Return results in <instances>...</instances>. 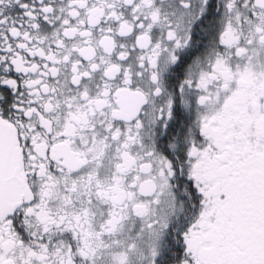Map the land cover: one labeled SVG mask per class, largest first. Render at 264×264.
Returning a JSON list of instances; mask_svg holds the SVG:
<instances>
[{
  "label": "snow or ice",
  "instance_id": "6c2138e0",
  "mask_svg": "<svg viewBox=\"0 0 264 264\" xmlns=\"http://www.w3.org/2000/svg\"><path fill=\"white\" fill-rule=\"evenodd\" d=\"M0 264H264V0H0Z\"/></svg>",
  "mask_w": 264,
  "mask_h": 264
}]
</instances>
